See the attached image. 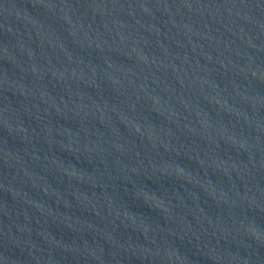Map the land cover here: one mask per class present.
<instances>
[{
	"label": "water",
	"instance_id": "1",
	"mask_svg": "<svg viewBox=\"0 0 264 264\" xmlns=\"http://www.w3.org/2000/svg\"><path fill=\"white\" fill-rule=\"evenodd\" d=\"M0 264H264V0H0Z\"/></svg>",
	"mask_w": 264,
	"mask_h": 264
}]
</instances>
